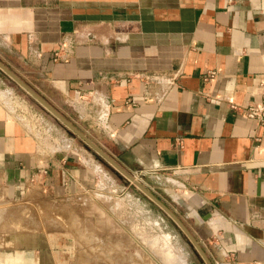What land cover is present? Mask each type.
<instances>
[{"label":"crops","instance_id":"1","mask_svg":"<svg viewBox=\"0 0 264 264\" xmlns=\"http://www.w3.org/2000/svg\"><path fill=\"white\" fill-rule=\"evenodd\" d=\"M0 61L136 180L181 189L167 206L213 264H264V119L243 110L263 99L264 0H0ZM7 84L0 71V264H147L96 261L65 229L64 201L103 208L104 239L145 203L82 201L138 188L21 118Z\"/></svg>","mask_w":264,"mask_h":264},{"label":"rangeland","instance_id":"2","mask_svg":"<svg viewBox=\"0 0 264 264\" xmlns=\"http://www.w3.org/2000/svg\"><path fill=\"white\" fill-rule=\"evenodd\" d=\"M0 71L2 72L1 69ZM2 73L8 81L7 91L6 93L3 92L4 94L2 98L11 110L16 111L21 118L23 119L25 118V121H29L31 125L34 124V119L33 116H31L30 114H37V118H39L40 115L44 116L45 119L44 123L42 119H39L38 122L35 124L41 123L44 126V128L48 130V134L52 135V137L54 138L64 137V139L60 142L62 147L65 148L68 147L69 142L66 139L67 137H69L74 141L75 145H79L85 150L92 153L96 157L97 161L101 163L104 168L108 169L112 174V176L116 178L119 185L121 184L122 186L130 187V185L134 183L132 180H130L129 177H127L125 174L117 170L114 166H112L109 162H107L102 156L98 155L79 136L73 134L56 116H54L51 112H49L35 97H33L24 88H22L15 80L10 78L4 72ZM61 113L71 120V117L66 115L67 113L66 114L63 112ZM49 123L54 125L53 126L54 129L53 127L52 129H48L50 127L45 126V124H49ZM140 178L143 181L140 180ZM137 181L145 185L166 205L174 204L172 202L174 201V198H172V196L174 195L178 196V199L179 197L182 198L183 191L178 187H174L172 183L165 181L163 183L151 182L150 184V181H148L147 178L144 179L142 177H139V180ZM144 181L145 182L148 181L149 184L154 187L153 190L150 188V186H147L144 183ZM139 192H137L139 194V198L136 195V193L130 190L129 188V190H125L117 193H107V192L103 193L104 194L103 196H97L95 198L92 197L91 198L92 201H90V196L81 199L82 201L93 203V201H95L96 199H100V200L110 199L109 197L112 196V198H117L121 200H127V199H133L134 201L141 200L145 203L142 204L143 207L138 208L139 210L138 216H135L134 215L135 213H133L136 212L135 207H132V209L123 208L121 215L123 216L124 219L122 221L119 220L120 224L116 219H113L114 222L112 223V226L114 228H117V230L112 235L107 236L106 239H104L103 234L99 232L93 233L95 231H98L94 228V226L95 225L97 226V224L94 223L90 217V216L104 217L103 208L97 207L93 209L92 208L81 209V215L79 216L77 209H73L71 207L73 203L64 201L63 202L64 214H65L64 227L65 229L68 230L80 228L81 230L80 232L81 234H79V236H81L80 245L81 247L82 245L87 247V245H89V243L91 242L90 246L92 247L91 244H94L93 248L96 251V255L94 259H96V261L108 257L111 258L112 260L114 259L125 260V261L141 260L147 264H172L171 260L175 257L176 262L174 264H178V263L189 264L191 262H195L197 264L201 263L203 257L200 254V252L197 250V248L191 244L190 238L187 236V234L177 225L176 222H174V220L166 212H164L160 208H157L154 204L145 202L147 199L140 194L141 192L140 193ZM89 214L91 215L89 216ZM99 221L101 226H104L102 225L103 219H100ZM200 245L203 248V250L206 252L204 246L201 243ZM131 247L135 249V252L130 253L128 255L126 254L125 256L114 255V252H118L121 249H126ZM139 248L142 249L141 252H139ZM110 250L113 252V255L111 256L105 257L103 255H99V253L111 252ZM206 254L208 255L207 252Z\"/></svg>","mask_w":264,"mask_h":264},{"label":"water","instance_id":"3","mask_svg":"<svg viewBox=\"0 0 264 264\" xmlns=\"http://www.w3.org/2000/svg\"><path fill=\"white\" fill-rule=\"evenodd\" d=\"M0 69L2 72L7 74L10 78L15 80L22 88H24L28 93H30L33 97H35L49 112H51L54 116H56L73 134L79 136L90 148H92L98 155L102 156L107 162H109L112 166H114L117 170L125 174L127 177L132 180L133 176L126 171L123 167H121L114 159L109 155L99 144L95 143L90 137L87 136L73 121L68 119L65 115H63L59 110H57L44 96L38 93L34 88H32L28 83L22 80L17 74H15L9 67H7L3 62L0 61ZM133 181V180H132ZM133 187L138 188V192L140 190V194L146 198L150 203L154 204L157 208L162 209L166 212L173 220L177 223V225L187 234L190 238L191 244L194 245L200 254L203 257L201 263L198 264H213L206 252L201 247L200 243L194 237V235L190 232V230L186 227L183 221L175 214L173 210H171L162 200H160L152 191H150L145 185L142 183L133 181ZM189 264H197L195 262H191Z\"/></svg>","mask_w":264,"mask_h":264},{"label":"built area","instance_id":"4","mask_svg":"<svg viewBox=\"0 0 264 264\" xmlns=\"http://www.w3.org/2000/svg\"><path fill=\"white\" fill-rule=\"evenodd\" d=\"M243 110L247 117L263 120L264 119V93H263L262 101L246 105L243 107ZM140 180L142 179L140 178Z\"/></svg>","mask_w":264,"mask_h":264},{"label":"bare ground","instance_id":"5","mask_svg":"<svg viewBox=\"0 0 264 264\" xmlns=\"http://www.w3.org/2000/svg\"><path fill=\"white\" fill-rule=\"evenodd\" d=\"M133 181L138 182L134 177L132 178ZM179 257V256H178ZM177 258V257H176ZM180 261V260H179ZM178 261V262H179ZM172 264L176 262L175 257L171 260ZM179 264V263H178Z\"/></svg>","mask_w":264,"mask_h":264}]
</instances>
